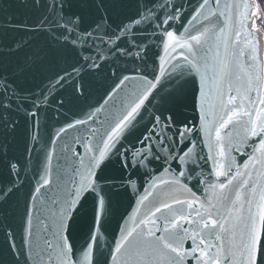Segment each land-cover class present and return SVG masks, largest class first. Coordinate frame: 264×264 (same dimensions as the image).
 Masks as SVG:
<instances>
[{
  "label": "snow or ice",
  "instance_id": "snow-or-ice-1",
  "mask_svg": "<svg viewBox=\"0 0 264 264\" xmlns=\"http://www.w3.org/2000/svg\"><path fill=\"white\" fill-rule=\"evenodd\" d=\"M261 13L0 3L19 34L0 53V264H264V77L246 28Z\"/></svg>",
  "mask_w": 264,
  "mask_h": 264
},
{
  "label": "water",
  "instance_id": "water-1",
  "mask_svg": "<svg viewBox=\"0 0 264 264\" xmlns=\"http://www.w3.org/2000/svg\"><path fill=\"white\" fill-rule=\"evenodd\" d=\"M13 3L15 4L16 0H0V3ZM249 2L252 4L253 8H254V1L253 0H249ZM12 13L13 15L17 18V19H25L27 18L30 22L32 20H34L36 18V13L31 12L28 9H24L23 7H13L12 8ZM254 18L250 16L247 24H246V28L247 30L251 33V39H252V44L256 47L257 49V54H258V60L261 64V76L264 77V61L262 59V54H261V46H260V42H259V34L257 33V28H254ZM19 34L17 33H12V32H7L4 33L2 32V30H0V53H2L5 49V47L14 39L17 38ZM163 53H161L162 55ZM52 121H48V127H45V118L42 116L41 119V137H42V142L46 141L48 138V135L51 132V125H52ZM123 207H127V201L124 202ZM123 210V208H121V211ZM23 212V204L21 203L20 209L18 211L17 214V220L16 223L17 225H19L20 222V214H22ZM86 226L83 225V223L81 224V230L79 232V237H84L86 235ZM106 237L108 240H111V235L109 233H106ZM2 236H0V245H2ZM82 242V241H81Z\"/></svg>",
  "mask_w": 264,
  "mask_h": 264
},
{
  "label": "rangeland",
  "instance_id": "rangeland-1",
  "mask_svg": "<svg viewBox=\"0 0 264 264\" xmlns=\"http://www.w3.org/2000/svg\"><path fill=\"white\" fill-rule=\"evenodd\" d=\"M254 1V5H255V0ZM262 4H264V0H261ZM262 16H264V13H261ZM254 18V27L257 28L260 32H261V35H262V40H263V47H264V20H256L255 17ZM262 59L264 61V50H263V54H262Z\"/></svg>",
  "mask_w": 264,
  "mask_h": 264
},
{
  "label": "bare ground",
  "instance_id": "bare-ground-1",
  "mask_svg": "<svg viewBox=\"0 0 264 264\" xmlns=\"http://www.w3.org/2000/svg\"><path fill=\"white\" fill-rule=\"evenodd\" d=\"M257 33L259 34V42H260V46H261V54H263L264 47H263L262 35H261V32L259 30H257Z\"/></svg>",
  "mask_w": 264,
  "mask_h": 264
}]
</instances>
